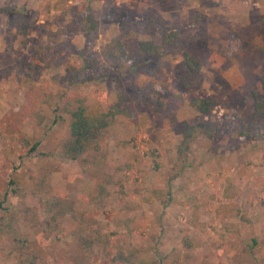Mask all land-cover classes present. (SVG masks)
Returning a JSON list of instances; mask_svg holds the SVG:
<instances>
[{"label":"rangeland","instance_id":"374dc122","mask_svg":"<svg viewBox=\"0 0 264 264\" xmlns=\"http://www.w3.org/2000/svg\"><path fill=\"white\" fill-rule=\"evenodd\" d=\"M2 7L24 13L33 26L23 38L0 15V264H17L14 245L24 240L47 247L46 264H76L81 237L91 243L86 264H264V193L253 196L249 186L264 177V167L253 165L264 160V137L239 140L235 124L238 110L252 115L253 92L264 98V0H0ZM78 7L96 21V38L80 31ZM150 15L178 28L183 50L200 63L188 96L176 79L184 72L181 51L163 47L155 60L141 56L140 42L161 43ZM127 17V24L118 22ZM115 38L121 39L126 68L144 64L154 74L130 70L125 79L110 80L115 69L102 50ZM232 43L239 48L229 55ZM22 57L37 67L31 89L16 67ZM118 84L130 116L116 118L105 161L81 175L59 150L51 158L19 159L21 137L44 147L64 133L63 123H52L59 92L84 95L91 110L107 109L116 102ZM146 84L159 91L139 102ZM44 95L47 104L41 103ZM196 97L216 103L203 120L218 130L212 139L194 141L188 164L175 170L181 135L199 121L189 107ZM36 109L40 126L26 115ZM48 163L61 166L51 176L49 196L35 190ZM228 184L243 194L225 199ZM51 199L69 200L73 208L45 234ZM224 203L240 206L246 221H219L216 210ZM26 206H44L36 227L24 223Z\"/></svg>","mask_w":264,"mask_h":264},{"label":"trees","instance_id":"16d2710c","mask_svg":"<svg viewBox=\"0 0 264 264\" xmlns=\"http://www.w3.org/2000/svg\"><path fill=\"white\" fill-rule=\"evenodd\" d=\"M56 9L60 10V6ZM75 15L77 16V22L79 29L84 34H90L93 32V37H97L98 26L94 21L93 16L88 15L89 10L86 7L75 8ZM0 15H4L8 19V27L13 29L16 35L26 38L28 31L33 26V20H30L24 13L13 11L9 7L0 8ZM201 15L190 18V25H195L200 19ZM149 23L159 26V33L161 35V43L155 45L152 42L145 41L140 42L138 47L141 52V56L155 60L161 54L163 47H172L182 52L184 72L176 77L178 83L183 89L182 96H188L189 90L194 85L198 74L200 72V63L189 52L183 50L180 43V32L178 28H171L164 25V21L160 16L150 15L147 17ZM118 22L127 24L128 17L119 19ZM24 46L29 44V40L25 39ZM239 47H236L232 43V47L228 51V54H232L238 51ZM32 56L37 57L39 49L35 44L31 45ZM103 58L109 61L112 67L115 69L114 73H109L110 80H117V76L120 79L127 77V72L130 70H136L142 72L145 75H153L154 72H150L149 69L143 65H136L132 63V69L124 66V61L127 60L125 51L121 46V39L115 38L111 41L110 45L102 50ZM138 66V67H137ZM16 67L22 77V81L29 88H33V74L37 70V67L32 61L26 63L25 57L17 60ZM88 67V66H84ZM108 74V73H107ZM99 74L95 73V76ZM78 73L74 74L73 82L77 81ZM118 84L114 86V93L116 96V102L107 109H95L91 110L87 106L86 97L81 94L70 93L67 91L59 92L56 95L54 107L52 108L53 119L52 123H63L65 126L64 133L56 140L55 143H49L42 147L39 141H33L31 138H20V155L19 159L24 158H51L57 150L60 151L59 157H64L70 163L71 166L76 167L81 175H85L87 171L95 167L99 162L105 161L109 156L108 139L112 134V129L116 123V118L119 116L129 117L128 111L122 107V104L128 99L126 92H124ZM174 90V89H173ZM159 90L155 89L151 84H146L138 92V101L147 102L152 98L153 93H157ZM42 104H47L49 97L44 95ZM252 115H244L242 110H238L235 113L236 135L239 140H250L251 138L264 137V98L258 93H252ZM216 103L209 98H192L189 101V107L196 112L199 121L194 125H187L186 130L181 135V140L176 147V169L181 171L188 164V157L190 153V146L198 138L203 137L206 139H212L216 134L218 128L217 125L211 122L203 120V117L209 116ZM36 107V105L34 106ZM37 110V109H36ZM27 116H34L37 119V125L40 126L43 121V116L39 111L28 110ZM8 130V129H7ZM9 133V131H8ZM255 167H264V160L258 163H253ZM61 166L48 163L42 167L41 171L37 175L35 181V190L40 195L51 194V176L55 172H59ZM13 181H9L11 185ZM252 195L256 196L264 193V177L252 180L249 183ZM243 194L241 189L228 184L223 190V197L225 199H234L240 197ZM50 210L53 211L52 216L44 219L42 217V206L28 207L23 210L24 223L29 228L36 227L44 219L47 227L44 231L45 234L52 233L58 226L62 217L67 211L73 208V204L69 200L65 199H51ZM217 219L224 221L231 218H239L245 220L242 215L240 206L224 203L218 206L216 210ZM90 241L81 237L76 242L75 255L73 262L76 264H86L88 261V252L90 249ZM14 252L18 255L19 261L17 264L25 262L26 264H46L45 253L47 247L39 246V242L29 241H17L14 245ZM22 260V261H21Z\"/></svg>","mask_w":264,"mask_h":264}]
</instances>
